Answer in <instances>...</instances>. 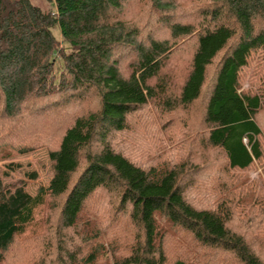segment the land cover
I'll list each match as a JSON object with an SVG mask.
<instances>
[{
    "label": "trees",
    "instance_id": "trees-1",
    "mask_svg": "<svg viewBox=\"0 0 264 264\" xmlns=\"http://www.w3.org/2000/svg\"><path fill=\"white\" fill-rule=\"evenodd\" d=\"M51 1L53 11L0 0V131L41 124L42 133L29 137L48 146L52 171L34 195L0 179V231H7L0 264L35 227L44 232L27 247L37 245V264H201L195 251L209 249L217 256L202 264H264V187L237 175L256 164L264 177V0ZM186 11L192 18L183 20ZM188 42L185 73L173 84L169 57ZM247 76L258 85L244 88ZM148 104L167 113L197 108L203 134L194 124L188 138L191 126L185 133L180 119L164 151L151 156L160 161L141 164L110 137L127 131L129 117ZM4 134L6 155L12 146ZM205 170L208 180L216 177L212 205L185 196L189 176ZM98 193L126 223L124 236L110 232L112 243L87 220V202ZM48 207L56 223L40 226L36 217ZM109 221L118 222L115 215ZM181 236L188 249L169 260L164 246Z\"/></svg>",
    "mask_w": 264,
    "mask_h": 264
},
{
    "label": "rangeland",
    "instance_id": "rangeland-1",
    "mask_svg": "<svg viewBox=\"0 0 264 264\" xmlns=\"http://www.w3.org/2000/svg\"><path fill=\"white\" fill-rule=\"evenodd\" d=\"M30 1L40 7L42 10H54L53 1L51 0ZM185 1L186 0H183L181 1V3H184ZM129 14V16L136 14V11L133 10L129 12ZM178 16H181L183 20L192 18V15L190 16L187 11L182 15L180 14ZM151 25H153L152 27H155L154 22L151 23ZM51 30L56 37L59 36V30L57 25H54ZM149 30V33H151L154 37L161 38L163 36H166V32L163 28H161V30H157L156 28H150ZM190 43L191 42L182 44L180 46L181 48L179 49V51L173 53V55L169 57L165 72L171 75V81L173 84H175L177 80L180 79L185 73L188 55L190 53L189 49H191ZM250 83L252 85L253 83L254 85H258L259 82H249V76H247L246 80L243 83V87L248 88ZM197 117V108H189L185 112L176 111L167 113L165 111H158L156 108L154 109L151 104H148L141 108V110H138V112L134 115H131L129 117V129L122 133L113 134L110 137V142L113 147L126 154L134 152V155L137 156L138 161L141 164L147 163L148 165H156V163L160 161L159 158L155 157L154 159L151 156H153L157 152L162 153L164 151L163 148L168 145L172 133V128L170 127L172 123L175 122L176 124V122L180 121V119H185V133L187 132V126H191V129L188 128V138L192 137L191 133L194 124L196 131L198 130V133L203 134L202 128L198 127L197 125ZM258 119L264 124V111L258 116ZM27 122L29 123L27 124L28 126L24 124L20 125V123H11L8 125H4V128H2L3 131H0L2 134L5 133L4 135L6 137L4 139V143L12 146V148H10L9 150V153H6V155H4L5 151H0V179L4 184L17 182L20 186L24 187L27 193H29L30 195H34L39 188L47 187L52 177V171L51 163L48 157V146L44 144L33 143L32 137H29L34 133H38L39 135L42 133V126H40L41 124L31 126V121ZM163 123L166 124L163 125ZM36 124H39V122H37ZM46 127L47 125L44 128ZM44 137L47 136L45 135ZM48 140L50 139L48 138ZM29 143H31V145H29L30 147H27L25 148V150L21 151V148H23L22 146ZM50 143H52L51 140ZM196 144L197 141L195 138V142L191 146L192 150L198 148ZM192 155L195 160L201 163V159L199 158V156L193 153ZM206 156H208V158H213V155L210 154ZM215 165L217 166V164ZM205 171L204 173L202 172L203 174L199 172L198 174L193 173V175L189 176V180H191L192 184L190 188H187V190L185 191V196H187V199L189 201H196L199 205H212L213 201L215 200V197L218 195V192H215L214 189V187L216 186V177L214 178V182L208 180L207 177L211 174V170H207L206 172ZM237 175H239L240 181L243 183H248L250 181L257 180V183L264 187V177L262 175V171L258 166H256V164L247 173H237ZM260 176H262V180H259ZM108 201V196H105L104 194H102L101 196V194L98 193L96 196H94L93 199H89L85 210L87 211V220L90 221V224L96 226L100 232L105 233V242L112 243L113 241L110 237V232L118 231L119 237L124 236L123 234H121L123 230L121 224L126 227V223L122 220L119 215H117L116 213L113 214L109 210L110 208ZM114 215L116 217V221L118 222H115L113 224L109 220ZM46 219L51 222H54V224L56 223V214L53 213L51 207L45 208V210L43 209L42 211H40L36 217V222H39L40 226H42L44 223H46ZM235 225H237L236 222ZM107 227H109V231L107 230ZM41 231V228L35 227L34 230L29 229V231L25 235L21 236L20 238H16V241L10 247L9 254L6 255L4 264H37L34 261L36 257L40 255V253L38 252V247L35 243H31L28 247L27 244L31 237L38 235ZM43 232L44 231H42V233ZM6 237L7 231L1 230L0 244L4 243ZM180 238L182 239L181 241L173 240L168 241L167 243L165 242L166 246L164 247L166 253H168L167 255L169 260L179 258V256L185 252V249H188L185 246V243L188 241V238L184 236H181ZM113 239L118 240V237L114 236ZM34 241L36 243L37 241L39 242V240L36 239H34ZM76 242L79 241L76 240ZM170 244H172L171 249ZM108 247H110V245H108ZM80 248L86 250L85 246ZM107 254L110 256L109 250H107ZM195 254L198 255V260H200L201 264L206 260V263L211 261L214 262L213 260H215V257L217 256L216 253L210 249L206 252L204 250L200 253H197V251H195ZM43 256L46 262L48 263L50 259L45 254H43ZM52 259H54V256L51 258V260ZM100 260L101 255L100 259L97 262H99Z\"/></svg>",
    "mask_w": 264,
    "mask_h": 264
}]
</instances>
